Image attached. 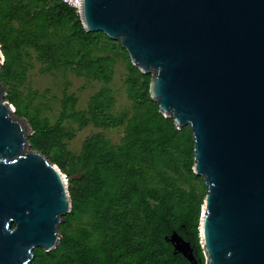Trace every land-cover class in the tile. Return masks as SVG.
<instances>
[{"label": "water", "instance_id": "1", "mask_svg": "<svg viewBox=\"0 0 264 264\" xmlns=\"http://www.w3.org/2000/svg\"><path fill=\"white\" fill-rule=\"evenodd\" d=\"M79 8L86 31L118 40L152 73L160 112L191 128L193 170L206 184V264H264V0H80ZM4 93L0 83V264H32L35 248L60 243L73 199ZM165 239L200 264L178 231Z\"/></svg>", "mask_w": 264, "mask_h": 264}, {"label": "trees", "instance_id": "2", "mask_svg": "<svg viewBox=\"0 0 264 264\" xmlns=\"http://www.w3.org/2000/svg\"><path fill=\"white\" fill-rule=\"evenodd\" d=\"M11 2L0 0V12L6 11L4 15L0 14V44L5 56L0 74L2 79L14 71L15 63L23 57L21 48L29 45L36 49L45 48L49 52L51 69L70 64L76 70L84 66L99 77L108 76L109 57H96L91 45L99 46L102 39L109 41L110 38L103 32L86 31L74 8L56 0L51 1L42 14H32L31 8H28V19L33 21L35 28L13 34L7 26V22L12 20L8 12L18 15L26 5L22 0H17L18 7L11 6ZM62 22L70 23L73 30L72 38L64 45L67 47L72 40L82 42L85 48L83 61L75 60L61 51L64 45L50 39L41 42V39L50 35L46 33L48 27ZM117 45L122 48L121 43ZM131 71L132 76L128 78V83L134 89L131 96L142 110L129 119L122 145H114L109 138L99 133L87 138L81 155L70 156V174L77 175L72 180L74 186H70L72 211L64 216L60 225L63 235L58 246L51 251L35 248L32 264H50L49 258L53 256L63 264H190L183 254H174L172 244L165 239L166 235L174 231L192 242L200 264H205L199 236L204 199L201 201L196 194L178 186L174 177L165 174L162 177L165 180L163 186L145 183V164L171 165L174 162L169 167L174 166L177 172V152L185 154L183 163L186 166L190 168L194 165L191 128L189 125L178 128L172 117L160 112L159 105L150 93L152 73H143L134 66ZM140 78L144 79V90L138 88ZM10 97L14 100L12 95ZM70 101L74 104L76 100L73 97L65 99L60 118L54 125L45 118H30L34 130L30 136L32 148L57 162L62 170L65 166L53 154V149L59 148L63 154H70L63 140L73 135L64 126V120L73 116L80 125L89 122L86 111L68 110ZM104 110L103 95H95L88 110L94 120L113 127L121 122V118L106 114ZM24 112L27 114V107ZM24 112L18 105L17 113ZM124 177L127 179L123 180ZM86 207L92 208L97 214L95 227L101 237L98 242L89 241L94 234L87 228H79L78 234L67 233L71 216ZM183 225L186 229L182 228Z\"/></svg>", "mask_w": 264, "mask_h": 264}, {"label": "rangeland", "instance_id": "3", "mask_svg": "<svg viewBox=\"0 0 264 264\" xmlns=\"http://www.w3.org/2000/svg\"><path fill=\"white\" fill-rule=\"evenodd\" d=\"M22 2L26 6L18 15L12 14L11 11L8 12V17L12 20L7 22V26L12 30L13 34H18L21 30L23 32L25 29L35 28L33 21L28 19V8H31L32 14H42L47 9L46 6L52 3L51 0H40L39 2L37 0H22ZM16 3L17 0H12L10 5L18 7ZM5 13L6 11L0 12L2 15ZM46 33L51 36L48 35L41 39L42 43L50 39L59 45H64L69 38H72L73 30L70 23L62 22L56 26L48 27ZM119 43L118 40L110 38L109 41L102 39L99 46L91 45L92 53L96 57H109L108 76L104 78L95 75L84 66L79 68V70H76L70 64L51 69L48 62L49 52L47 53L45 48L36 49L33 45L26 46L24 49L21 48L20 51L23 57L15 63L14 71L5 79L0 77V83L5 89L2 98L13 104L16 110L14 115L26 118L29 124H31V116L45 118L51 125L56 124L65 106V99L68 97H73L76 100L74 104L71 101L68 102L69 111H86V116L89 118V122L86 125H80L78 119L73 116L64 120V126L73 135L63 140L66 150L70 154H63L59 148L53 149V154H56L64 164V170L57 162L47 156L66 174L69 190L71 185L74 186L72 180L77 177V175L70 174L72 170V165L69 162L70 156L81 155L87 138L99 133L109 138L114 145H122L127 133L126 128L129 119L142 110L132 98L131 95L134 89L128 83V78L132 76L131 70L133 66H137L131 62L127 50L122 45V48H119L117 45ZM61 51H64L75 60L83 61L85 57V48L79 40H72V42L67 44V47L65 45L62 46ZM4 63L5 56L4 62L0 66V74ZM143 82L144 79L140 78L138 85L140 90H144ZM97 94L103 95L105 113L122 119L115 127L99 124L94 120L92 113L88 111L93 97ZM10 95L14 97V100L11 99ZM18 105H20L23 112L27 107V114L25 112L18 114ZM177 156H179L176 161V163L178 162L177 167H179L177 172L174 171V166L169 167L174 165V162L171 165L155 164L154 166H149L145 164L146 185L163 186L165 180L162 177L165 174L168 177H174L178 186L196 194L203 201L206 195V184L203 177L195 174L193 165L189 168L183 163L185 154L177 152ZM190 156L192 157L193 155ZM125 179L127 178L124 177L123 180ZM96 219L97 214L92 208L86 207L83 210H79L71 216L67 233L78 234L79 228H87L94 234L89 241L98 242L101 237L96 232ZM182 228L186 229L184 225ZM61 235H63V232H61ZM200 245L205 256L204 248L201 243ZM49 261L50 264H63L62 261L54 256L49 258Z\"/></svg>", "mask_w": 264, "mask_h": 264}, {"label": "built area", "instance_id": "4", "mask_svg": "<svg viewBox=\"0 0 264 264\" xmlns=\"http://www.w3.org/2000/svg\"><path fill=\"white\" fill-rule=\"evenodd\" d=\"M51 1H55V0H51ZM56 1H62L66 4H68L70 7L74 8L76 14L81 17L80 8H79L80 0H56Z\"/></svg>", "mask_w": 264, "mask_h": 264}, {"label": "flooded vegetation", "instance_id": "5", "mask_svg": "<svg viewBox=\"0 0 264 264\" xmlns=\"http://www.w3.org/2000/svg\"><path fill=\"white\" fill-rule=\"evenodd\" d=\"M183 235V234H182ZM184 236V235H183ZM190 241V240H189Z\"/></svg>", "mask_w": 264, "mask_h": 264}]
</instances>
